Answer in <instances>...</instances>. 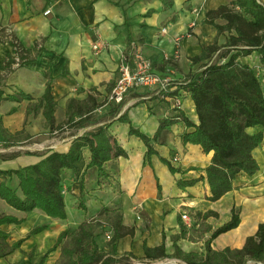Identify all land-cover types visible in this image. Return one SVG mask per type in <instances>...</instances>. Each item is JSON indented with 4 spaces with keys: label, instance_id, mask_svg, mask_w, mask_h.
Masks as SVG:
<instances>
[{
    "label": "crops",
    "instance_id": "crops-1",
    "mask_svg": "<svg viewBox=\"0 0 264 264\" xmlns=\"http://www.w3.org/2000/svg\"><path fill=\"white\" fill-rule=\"evenodd\" d=\"M233 1L174 0L173 8L165 10L161 0H0V64L6 61L9 54L14 55V47L9 42L13 36L25 48H33L36 44L40 48L33 61L21 67L15 64L13 70L0 71L4 95L24 91L31 94L36 102L44 94L46 72L51 70L54 76L53 94L57 101V123L66 120L67 105L72 99L86 102L91 97L96 103H102L93 111L85 126L71 128V131L78 132L64 137L60 140L62 142L55 137L50 140L45 137L46 142L50 141L45 149L62 147L61 150H66L74 135H81L110 122L111 132L128 153L127 157L121 156L118 159V177L124 190V223L135 227L136 234L119 240L118 255L133 251L142 260L144 240L149 246L160 245L164 241V233L166 246L171 251V236L180 231L182 213L188 212L193 218L194 212L198 210H213L218 213L226 212L229 220L232 209L240 208L241 223L231 231L242 229L243 243L248 235L257 231L259 223L264 221V139L253 152L260 165L259 171L252 176L244 173L238 175L235 180L237 188L212 202L207 199L210 188L206 179L185 189L177 185L179 179H195L205 175L204 172L189 170L185 174H173L160 159L164 157L174 167L184 170L192 166L206 167L211 162L213 153H205L200 145L183 142V133L193 128H187L180 120L173 123L170 130L158 142H154L158 154L152 155L151 166L143 167L146 146L136 136L129 135L128 123L119 120L120 116L127 114L136 128L154 137L161 119H169L174 114L171 101L158 97L154 89L138 87L128 93L122 104L107 103L110 86L118 77L129 37L132 40H143V43L139 42V46L152 61L156 73L170 76L173 83L182 82L191 71L198 69L197 64H192L191 58L198 55L203 47L213 43L217 35L216 27L206 22L207 12ZM47 8L52 10L48 15L44 13ZM149 10L153 12L147 15ZM216 22L224 24L225 20L219 18ZM163 28L166 31L163 32ZM226 40L227 34L219 37L221 44ZM95 44H98V49L94 48ZM169 58L174 60L176 66L167 62ZM256 59V51L242 58L250 64ZM262 81L264 82V76ZM182 99L183 113L192 122L198 123L192 97L185 93ZM29 104V100L17 102L10 99H4L0 104L3 125L13 134L24 129L25 134L30 135L22 141V145L5 148L0 130V169L36 163L40 159L38 153L26 154L24 151L37 152L44 149H27L25 144L30 141L36 143L40 135H52L46 126L42 109L37 114H27ZM13 108H17L16 111L12 112ZM79 119V116L74 118ZM248 131H262L264 134L261 126L251 127ZM54 142L57 143L53 144ZM14 152L20 154L1 156ZM88 162L89 151L86 150L76 164V173L70 172L66 181L71 182L73 178L79 182ZM158 182L162 186L161 194ZM68 209L67 207L66 219L56 220L41 210L24 212L0 199V214L24 218L20 224L1 226L10 233V243L26 237L36 226L50 224L46 231L27 238L20 248L0 258V264L38 263L56 243L59 234L82 218V214L75 209L73 215L77 212L78 218L75 221L70 219ZM184 240L179 242L182 248H196H187ZM243 243L237 247H241ZM214 247L221 249L225 246ZM31 251H34L32 257L29 255ZM60 256L59 248L48 256L44 264H56Z\"/></svg>",
    "mask_w": 264,
    "mask_h": 264
},
{
    "label": "trees",
    "instance_id": "trees-1",
    "mask_svg": "<svg viewBox=\"0 0 264 264\" xmlns=\"http://www.w3.org/2000/svg\"><path fill=\"white\" fill-rule=\"evenodd\" d=\"M165 10L174 6V0H161ZM149 10L147 15L152 14ZM225 20L224 24L217 23V19ZM206 22L215 26L217 35L214 42L203 47L202 51L191 58L192 64H197L198 69L191 71L182 82L173 83L171 91L166 96L180 97L188 93L194 103L198 123L192 122L182 111L181 107L171 108L174 114L169 119H161L160 126L150 137L136 128L127 114L119 120L129 125V135L136 136L146 146L144 164L151 166V157L158 154L154 142L170 130L176 121H183L191 131L182 135L185 144L192 143L202 147L205 153L212 152L211 162L206 167L192 166L188 169L176 168L170 160L160 157L170 171L185 174L189 170L204 172L195 179H179L177 185L185 189L194 186L198 181L206 179L210 188V201L221 199L228 192L236 189L235 180L244 173L249 176L256 174L260 165L254 156V150L262 143V131L250 133L251 127L264 128V71L259 73L258 68L242 60L254 51L258 53V61L264 66V1L263 0H234L231 4L221 5L207 12ZM227 34L224 44L219 42V37ZM139 40V41H138ZM14 47V55L9 54L6 61L0 64L3 69L13 70L33 61L40 48L36 44L33 48H25L15 37L9 41ZM133 42L143 43L141 38L132 40L128 38L125 55L130 53ZM19 56V61L16 59ZM168 63L176 66L173 59ZM47 82L44 94L34 102V97L19 91L11 95H4L2 77L0 76V104L4 99L21 102L29 100L27 114H37L41 109L46 118V126L50 132L63 131L67 128L83 127L88 122L91 114L102 103H96L89 97L86 102L76 99L67 105V118L63 123L56 122L57 101L53 94L52 71L46 72ZM114 83L110 86V91ZM161 97L162 94H158ZM162 99H165L162 96ZM17 108H13L12 112ZM79 116V120H74ZM111 123H103L81 135H74L66 150L50 148L42 151H24L26 154L38 153L40 159L33 164L19 168L0 169V199L5 200L15 209L31 212L41 210L52 219L64 220L67 218V203L64 195V179L67 174L76 173V164L81 160L83 152L89 151V162L79 179L81 194L77 198L76 208L82 211L85 219L74 229L63 230L56 243L47 250L41 260L36 264H44L48 256L55 250H61L60 259L56 264H131L132 260L139 259L133 251L122 255L117 254L118 242L121 238L136 234L135 227L124 223L122 209L124 190L118 177V159L127 157L128 153L120 144L118 138L110 130ZM0 130L3 135V147L22 145V141L30 137L25 130L11 133L0 118ZM20 152L2 157L16 156ZM95 183L101 188L104 183L108 186L119 185L121 198L115 206L103 204L96 217H88V195L91 189L87 184ZM161 194L162 186L157 183ZM194 211V210H193ZM219 217L213 210L195 212V223L188 227L180 219V231L171 236L172 250L164 241L157 246H149L144 240V257L150 262L165 259H178L186 264H264V221L259 223L254 234L248 235L241 247L227 245L221 249L214 247V240L223 233L237 228L242 220L241 210L233 208L230 219L216 229L208 226L209 236L203 242V248L185 250L180 241L187 238L191 228L197 221L205 222L209 217ZM24 218L0 214V258L6 257L20 248L23 241L35 234L46 231L50 224L45 223L34 227L24 238L10 243V233L1 228L5 224H20ZM107 231L111 238L101 247L98 238ZM109 248V250H107ZM29 255L32 257L34 251Z\"/></svg>",
    "mask_w": 264,
    "mask_h": 264
},
{
    "label": "rangeland",
    "instance_id": "rangeland-1",
    "mask_svg": "<svg viewBox=\"0 0 264 264\" xmlns=\"http://www.w3.org/2000/svg\"><path fill=\"white\" fill-rule=\"evenodd\" d=\"M69 129L70 130L65 129L63 131H56V133L52 132L51 133L52 135H40V136H38L36 143L30 141L29 143L25 144V146H26L25 148H27V149H38V150L45 149L48 145H50V141L46 142L45 137H47V139H49V140L51 137H55L56 139H58L57 141L62 142L60 140H62L64 137H66L68 135H73V134L78 132V130L71 131V128H69ZM67 131L69 133H66ZM55 143H57V142H54L53 144H55ZM58 149H62V147H59ZM69 175L70 174L68 173L67 176L69 177ZM71 176H72V174H71ZM65 178H67V177H65ZM63 182H64L63 188H64L65 200L67 203V207L69 208L68 210L70 211L69 212L70 213V219H73L75 221V218L77 217V212L75 213V216L73 215V213L75 212V209H76V211H79L82 214V211L79 210L78 208H76L77 198L81 194L80 183L78 181L74 180L73 178H72L71 182L66 181V179H64ZM87 186H88V188L91 189V193L88 195V201H87L88 206H89L88 217H93V216L96 217L97 213L99 212V210L103 204L115 206L119 203V200H120L122 194L120 193L118 184L112 187V186H108L106 183H104V185L101 188H98V186H96L95 183L93 182L91 184L90 183L87 184ZM222 209L224 210V207ZM237 209H240V208H237ZM199 211L200 210H198L196 212H199ZM200 212H203V211H200ZM215 212H217V211H215ZM187 214L189 215L190 220H188V221L183 220V221L187 222L188 227H191L195 223L194 214H193V218L190 215V213L187 212ZM218 215H219V217H214V216L209 217L205 222L197 221L195 226L193 228H191L190 233L188 234L187 238H184L185 239L184 244H186L187 248L196 247L194 249H199V250H201L203 248V242L205 241V239L208 238L209 233H210L208 231L207 227L210 226V227H212V229H216L221 224H223L225 221H227L228 215L226 214V212L225 213H223V212L218 213ZM84 219H85V216L82 214V218L75 221L73 226L71 227V229L76 228ZM108 240L109 239L107 238V231H104L101 234V236L98 238V241H99L100 245H102V246L105 245V243H107ZM243 241H244L243 230L242 229H236L234 231H229L227 233L221 234L219 237H217L214 240L213 245H215L217 247H223L226 245H230V246L235 247V246H240L243 243ZM176 260H178V259H176ZM131 262H132L131 264H159V263L171 264L169 259L159 261V263L158 262L154 263V262H150L146 259L141 260V258H140V259L132 260Z\"/></svg>",
    "mask_w": 264,
    "mask_h": 264
},
{
    "label": "built area",
    "instance_id": "built-area-1",
    "mask_svg": "<svg viewBox=\"0 0 264 264\" xmlns=\"http://www.w3.org/2000/svg\"><path fill=\"white\" fill-rule=\"evenodd\" d=\"M51 12V8H47L44 13L48 15ZM162 31L164 32L166 29L163 28ZM94 48L98 49V44H95ZM16 59L19 61L18 55H16ZM252 65L258 68L259 73L264 71V66L258 59L254 60ZM172 82L173 79L170 76L154 72L152 61L144 55L139 44L133 42L129 55H123L122 62L119 66V74L113 88L107 96V103L120 105L125 101L126 96L131 90L138 87H147L149 89H154V91L156 90L157 94H162L165 99L172 100L174 106L181 107L183 103L180 97H165V93L173 89L171 88ZM182 219L188 221L190 217L187 213H183ZM107 238H111V233H107ZM169 260L171 264H186L176 259Z\"/></svg>",
    "mask_w": 264,
    "mask_h": 264
}]
</instances>
